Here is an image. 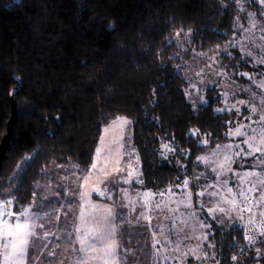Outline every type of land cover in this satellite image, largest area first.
I'll return each instance as SVG.
<instances>
[{
	"label": "trees",
	"instance_id": "obj_1",
	"mask_svg": "<svg viewBox=\"0 0 264 264\" xmlns=\"http://www.w3.org/2000/svg\"><path fill=\"white\" fill-rule=\"evenodd\" d=\"M242 1L244 18L255 15L264 23V5ZM237 2L0 0V141L11 115L9 94L15 79L22 82L0 202L17 214L33 202L34 185L53 167L89 171L102 128L121 117L131 122L142 189H171L198 175L197 159L226 140L238 116L215 112L219 103L210 96L192 108L176 71L175 38L188 33L199 52L222 47L234 35ZM235 60L232 67L243 71ZM33 156L26 171L18 167ZM210 224L219 264L257 262L255 253L231 259L248 244L241 229L225 232Z\"/></svg>",
	"mask_w": 264,
	"mask_h": 264
},
{
	"label": "rangeland",
	"instance_id": "obj_2",
	"mask_svg": "<svg viewBox=\"0 0 264 264\" xmlns=\"http://www.w3.org/2000/svg\"><path fill=\"white\" fill-rule=\"evenodd\" d=\"M257 1L259 3V0ZM236 6L238 16L234 35L222 47L199 52L190 44L188 33L175 38L177 58L180 60L175 63L176 71L186 82L184 93L192 108L197 111L200 105L209 102L210 96L215 97L216 103H219L214 108L215 112H228L238 116L229 127L226 140L204 152L199 157L203 159H197L202 171L194 178L185 179L188 181L187 185L183 180L171 189L158 191L142 189L141 183H137L141 179V164L138 152L132 144L131 122L125 117L111 121L102 128L92 163L96 159L97 149L101 154L108 149L113 157L116 153L119 154L120 167H123L124 171L117 173V182H109L106 188L101 183L103 173L99 171L103 167V156L97 162V170L90 167L87 172H77L63 167H53L55 169L48 171L49 176L47 173L34 185L37 195L25 209H28V216L34 217L37 223L45 212H51V223H47V217H44V228H37L35 231L43 234L48 230L54 234L40 240L30 237V245L22 264H104L102 253L99 251L102 245L97 244L96 251L82 252L75 232V227L79 224L82 203L79 194L90 192L92 188L106 192L104 196L90 192L92 203L100 206L115 205L117 213L121 214L116 219L118 225L116 239L119 247L116 248L115 264H216V261H213L216 259L211 258L215 256L214 243L208 239L214 233L210 223L216 222L225 232L241 229L245 234L244 225L249 215L244 217L239 211L243 203L239 193L242 189L251 187L252 183L264 181V168L254 166L256 163L264 164L259 162L264 160V156L260 153L254 156L243 155L249 151V145L244 143L245 140L255 138L250 140V143L259 144L264 137V121L260 120V116L264 115V64L258 63L264 59V23L255 15L244 18L246 6L242 0H238ZM249 52L251 56L247 55ZM188 53L189 57L182 56ZM235 57H239L235 63L237 66L243 65V71L237 72L232 67ZM243 72L249 73L254 79L240 75ZM213 88L218 91L216 95L208 93ZM239 100H245L246 104L239 105L237 103ZM253 107L256 108L255 113L251 110ZM238 127L244 133L242 136L229 135L230 130L234 131ZM237 153L241 155L237 156ZM225 155L232 158L230 172L221 167ZM128 171H133L132 178L127 177ZM246 171H255L257 175L244 177ZM217 173H220L219 179ZM124 179H129V183H123ZM224 179L228 180L227 185H224ZM210 185L212 187H209ZM229 187L233 189L232 193H228ZM256 187L255 192L246 194L253 198L255 194L259 196V189L262 186L257 183ZM205 189L207 191L203 196L197 195ZM66 191L68 195L65 194ZM144 192H151L154 195L144 198ZM211 192L218 194L212 197L209 195ZM161 193L163 195H160ZM108 194L112 196L111 200L108 199ZM233 199L235 208L227 215L214 214L216 218L209 215L208 207L220 205L232 208V205L223 201ZM61 203L64 207L60 210V219L57 221L53 209H59ZM124 203H128L129 207H120ZM1 205L5 208L4 203L0 202ZM25 209L14 214L19 215L15 217L21 222L25 218ZM259 210L260 208H254L257 220L260 219ZM85 211L87 213L94 210L86 205ZM141 213L148 219L141 216ZM221 220L222 223L219 222ZM16 222L17 220L14 224ZM202 224L210 227H202ZM69 232L71 236L68 235ZM205 235L207 239H202ZM260 240L261 238H258L255 246L248 244L247 246L246 243L241 245L235 253L237 261L247 253L256 254L255 248L262 246ZM45 244L47 247H44ZM210 244L213 247L210 248ZM198 246L203 252L208 253L209 259L196 260L191 254L185 258L186 253ZM244 249L247 250L246 253ZM52 252L55 254L49 255ZM203 252L200 254L203 255ZM0 253L2 259L0 264H4L3 244H0Z\"/></svg>",
	"mask_w": 264,
	"mask_h": 264
},
{
	"label": "snow or ice",
	"instance_id": "obj_3",
	"mask_svg": "<svg viewBox=\"0 0 264 264\" xmlns=\"http://www.w3.org/2000/svg\"><path fill=\"white\" fill-rule=\"evenodd\" d=\"M259 3L261 5H264V0H259ZM247 55L251 56V52L247 53ZM260 64H264V59L258 61ZM240 75L246 77V78H252L249 73L243 72L240 73ZM239 105L246 104L245 100H239L237 102ZM235 107V105H233ZM252 112H256V108L253 107ZM237 114H239V109L237 108ZM260 120L264 121V115L260 116ZM193 135H196L197 132H193ZM244 133L241 131V128H236L234 131L229 132V135L231 136H242ZM255 138H250L249 140H245L244 143L249 145V151L247 153H243L245 156H254L256 153H260L262 156H264V137L261 138L259 144H253L250 143V140H254ZM206 143V141H205ZM163 147L167 149L168 151H171V148L168 144H164ZM237 156L241 155V153H237ZM101 156H103V167L99 169L100 172L103 173V176L101 178V183L105 185V188L109 182L116 183L117 178L116 174L123 172L124 168L120 167V159L119 154L116 153L115 157L110 155L108 149H105L104 153L101 154L100 150L97 149V155L96 159H94L91 169L97 170L98 169V161L100 160ZM34 159L33 157H27L24 161L21 162V164L18 166L20 169H23L24 171L27 170V166H30L31 161ZM203 159V158H198ZM260 163H264V160H260ZM232 163V158L229 155L224 156V164L221 165V167L225 171H232L230 165ZM57 167H60L57 165ZM235 174V173H234ZM244 177H254L257 175L255 171H246L244 172ZM218 179L220 176V173H217ZM127 177L132 178L133 177V171L127 172ZM87 179V178H85ZM123 183L127 184L129 183V179H124ZM137 183H143V180L140 179L137 181ZM185 185H187L188 181L185 180ZM224 185L228 184V180L224 179L223 181ZM257 183H259L262 187L259 189V196L256 198H253L251 195H249L252 192H255L257 190ZM83 187V185H82ZM209 187H212L211 185ZM205 191L207 189L197 193V195L203 196L205 194ZM228 193H232L233 189L231 187L227 188ZM90 192H97L98 195L104 196L106 192L104 190H100L98 188H92ZM90 192H81L79 194L80 199L82 203L80 204V215L78 217L79 224L75 227V232L77 234V241L81 245V251L87 252L88 250L96 251L97 244L102 245L100 247L99 251L102 253V257L104 260V264H115L114 257L116 256V248L119 247L117 243V233H118V225L116 223L117 216L121 215L120 213H117L116 206L115 205H105L100 206L98 204L92 203L90 200ZM249 193V194H246ZM66 195L69 193L66 191ZM217 192H211L209 193L210 196L215 197L217 196ZM36 193H33V197H36ZM125 195H127V192L125 190ZM154 194L151 192H144L143 197L144 198H150ZM160 195H163L161 193ZM239 195L243 198V207L240 208V212H248L249 217L247 220V223L244 225L245 236L244 239L248 242L249 245L255 246L257 244L258 238H262L260 240L261 243H264V181H257L255 183H252L251 187H248L246 189H242L239 193ZM108 199H112V196L108 194ZM11 203V201H9ZM223 203H227L232 205V208H225L220 205H216L214 207H208L207 211L209 215L214 214H221V215H227L230 211L235 208L234 199L233 200H225ZM86 205L93 209L92 212L85 211ZM259 205V217L260 219H256V212H254V208ZM145 208L147 207V201L145 200L144 204ZM64 204L61 203L60 208L56 209L54 208L53 211L55 212V219L59 221L60 219V210L63 209ZM120 207L122 208H128L129 204L124 203L121 204ZM69 210H71V202L69 203ZM9 216H11V213H8ZM39 215V214H37ZM66 215V214H65ZM141 216H143L145 219H148V217L141 213ZM25 219L23 222L17 218V222L14 225L4 224V230L2 234L5 239L3 241H0V244H3L4 248V260L5 264H22L23 259L26 255V252L28 250V247L30 245V237L34 240H40V239H47L49 235H53L54 233H51L48 230H45L43 234L38 233L35 231L37 228H44V217H47V223H51L52 221V213L51 212H45L42 217H40V222L37 223L36 219L34 217L28 216V209H25L24 211ZM219 222H223L222 220ZM202 227H210L207 224H202ZM69 236H71V232L68 233ZM202 239H207V236L205 235L202 237ZM44 247H47V244L44 245ZM209 247H213V245H209ZM256 256H257V264H258V258L261 255H264V252H262L261 248L256 247ZM203 252V249L199 246L196 249L191 250L189 253L185 254V258L187 255L191 254L194 256L196 260H207L209 259V255L207 252H203V255L200 253ZM55 253H49V255H54ZM212 259H216L215 256L211 257ZM232 261L237 260V256L231 257ZM216 264H219V260H216Z\"/></svg>",
	"mask_w": 264,
	"mask_h": 264
},
{
	"label": "water",
	"instance_id": "obj_4",
	"mask_svg": "<svg viewBox=\"0 0 264 264\" xmlns=\"http://www.w3.org/2000/svg\"><path fill=\"white\" fill-rule=\"evenodd\" d=\"M15 81L17 82L18 85L9 94L10 103H11V115H10V119L7 123L6 134L2 137V139L0 141V173H1L2 163L5 160L6 152L9 148V145H10V141L14 136V125L17 122V107H16L15 97L20 92V90L22 88V82L20 79H15ZM262 165L263 164H258V163L254 164L255 167H260Z\"/></svg>",
	"mask_w": 264,
	"mask_h": 264
},
{
	"label": "crops",
	"instance_id": "obj_5",
	"mask_svg": "<svg viewBox=\"0 0 264 264\" xmlns=\"http://www.w3.org/2000/svg\"><path fill=\"white\" fill-rule=\"evenodd\" d=\"M261 168H264V164L261 166ZM256 197H258V196L255 194L254 198H256ZM256 208H260V206L257 205V207H255V209ZM10 213L12 214L11 216H9L8 213L4 211V209L2 208V205L0 206V233H2L4 230V227H3L4 224L14 225V221H16L17 217L19 216V215H14V213H12V212H10ZM15 216H17V217H15ZM4 239H5V237L2 234H0V241H3ZM0 263H2L1 253H0Z\"/></svg>",
	"mask_w": 264,
	"mask_h": 264
},
{
	"label": "built area",
	"instance_id": "obj_6",
	"mask_svg": "<svg viewBox=\"0 0 264 264\" xmlns=\"http://www.w3.org/2000/svg\"><path fill=\"white\" fill-rule=\"evenodd\" d=\"M242 207H243V203L241 204V208H242ZM5 210H6V211L8 210V211L10 212V206L7 207V205H6V206H5ZM8 211H7V212H8ZM242 214H243L244 217L249 215L248 212H243ZM261 239H262V238H261ZM248 248H249V247H248ZM260 248H261L262 252H264V243H262V246H260ZM250 250H251V249H250ZM250 250H249V251H250ZM244 251H245V249H244ZM246 252H247V250L245 251V253H246Z\"/></svg>",
	"mask_w": 264,
	"mask_h": 264
}]
</instances>
